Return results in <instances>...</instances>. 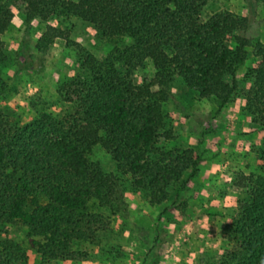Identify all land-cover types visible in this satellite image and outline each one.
<instances>
[{
	"label": "trees",
	"instance_id": "1",
	"mask_svg": "<svg viewBox=\"0 0 264 264\" xmlns=\"http://www.w3.org/2000/svg\"><path fill=\"white\" fill-rule=\"evenodd\" d=\"M257 1L264 6V0ZM210 2L0 0V95L6 90L2 70L7 63L2 36L13 23L14 7L22 9L28 24L75 17L101 39L134 41L105 62L80 48V68L90 78L76 75L58 87L60 116L38 114L21 127L0 108V264L29 261L24 246L10 237L11 225L28 229V243L43 263L86 260L87 254L74 247L95 245L111 225L103 214L89 212V203L112 211L123 201L121 180L105 175L90 159L98 146L152 207L165 204L169 189L188 171V180L199 173L201 159L193 151L159 147L161 140H174L165 130L164 108L176 101V80L199 99H214L225 108L238 93V70L251 51L257 63L244 77L245 115L264 125V42L247 35L258 25L256 11L205 16ZM56 39L69 41L63 30L50 27L37 51L46 52ZM148 62L153 79L137 80ZM260 162L261 176H242L234 183L246 199L238 203L228 236L232 247L221 264H264V152Z\"/></svg>",
	"mask_w": 264,
	"mask_h": 264
},
{
	"label": "rangeland",
	"instance_id": "2",
	"mask_svg": "<svg viewBox=\"0 0 264 264\" xmlns=\"http://www.w3.org/2000/svg\"><path fill=\"white\" fill-rule=\"evenodd\" d=\"M252 9L256 11L258 25L247 35L264 42V6L257 0H211L204 15L212 16L220 10L246 16ZM14 12L13 23L2 36L7 63L2 70L6 90L0 95V108L21 127L38 114L62 115L58 87L76 75L90 78L80 68V48L105 62L114 50L134 44L127 37L101 39L91 25L75 17L63 23L51 19L28 24L20 7H14ZM50 27L63 30L69 41L56 39L46 52L40 53L36 45ZM256 63L250 51L246 63L238 70V93L225 108H220L214 99H199L181 79L173 84L176 101H170L164 112L165 130L172 131L174 140H161L159 147L191 150L201 163L194 178L188 180L191 175L188 171L169 189L170 197L165 204L152 207L142 193L130 189L131 178L121 175L101 147L93 149L91 161L99 164L105 175L121 180L123 201L117 202L112 211L101 208L97 201L89 203V212L110 219V231L102 234L93 246L85 243L74 247L87 254L86 260L78 264H221L223 253L232 247L228 236L238 203L246 199L234 190V183L242 176L262 175L264 125L253 124L245 115L243 98L248 88L245 74ZM136 75L137 80L153 79V64L148 62L147 69ZM8 230L10 237L26 249L27 264L72 263H43L28 243L27 228L11 225Z\"/></svg>",
	"mask_w": 264,
	"mask_h": 264
},
{
	"label": "crops",
	"instance_id": "3",
	"mask_svg": "<svg viewBox=\"0 0 264 264\" xmlns=\"http://www.w3.org/2000/svg\"><path fill=\"white\" fill-rule=\"evenodd\" d=\"M217 12H220V10L216 11V13H217ZM70 264H76V263H75V262H72V263H70ZM77 264H78V263H77Z\"/></svg>",
	"mask_w": 264,
	"mask_h": 264
}]
</instances>
